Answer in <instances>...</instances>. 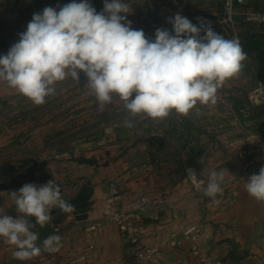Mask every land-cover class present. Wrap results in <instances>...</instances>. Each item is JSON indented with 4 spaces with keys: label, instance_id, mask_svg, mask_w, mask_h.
<instances>
[{
    "label": "crops",
    "instance_id": "obj_1",
    "mask_svg": "<svg viewBox=\"0 0 264 264\" xmlns=\"http://www.w3.org/2000/svg\"><path fill=\"white\" fill-rule=\"evenodd\" d=\"M160 1L125 0L131 9L127 18L132 22V28L142 29L145 36L153 40L158 28L173 31L168 21L164 25L160 22ZM200 1L203 3L198 11L174 10L171 17L180 13L194 25L200 12L209 20L221 17L222 8L217 5L221 0ZM71 2L7 0L0 4L3 7L1 18L5 25L26 31L34 13H40L49 6L59 10L58 6ZM262 2L264 0H257L248 5L257 6ZM89 3L97 13L103 10V0H89ZM237 22L241 29L239 36L247 31L257 35V31H260L255 26L245 24L240 17H237ZM213 30L226 39L233 38L224 30L216 27ZM260 32L264 34V29ZM257 53L256 49L250 58L243 61L244 67L237 77L225 82L218 91L219 98L215 105L198 104L187 116L173 112L160 122L139 115L132 120L122 104H116L122 114L121 124L125 119L132 120L134 124L135 144L131 145L130 136L101 139L94 148L99 146L108 150L109 154L102 167L99 162L87 165L75 161L77 158L98 161L92 152L72 157V175L65 174L57 164L53 165L46 159L39 160L47 163L54 180L67 195L75 196L83 185L93 187V195L84 220L76 221L70 214L63 222V225L72 222L73 226L58 234L62 244L60 251L47 253L41 246V255L28 260L26 264H132L134 247L115 224L102 218L100 212V203L106 198L109 181L113 179L120 184L121 198L117 209L126 210L142 197H147L152 203L141 216L144 245L154 244L160 237L181 226L196 224L206 237L200 243L201 253L220 258L224 264H260L264 259V202L255 200L247 193L245 185L249 177L242 172L247 162L264 166V104L252 105L246 100L247 92L260 79ZM236 101L239 102L237 105ZM83 114L79 113L73 123V133L81 137H74L73 144L79 146L91 144L95 132H90V128L106 125V121L100 118L92 121L84 118ZM84 130H89L86 138L83 136ZM114 149H118V153L111 151ZM66 156L64 151H57L52 159L55 162ZM187 169L197 173L198 180L202 182L200 187H194ZM211 169L224 172V181L221 182L223 192L215 198L204 194L208 182L206 173ZM12 191L18 189L0 191V207L8 202L6 214L15 218L18 213L12 205L9 194ZM153 215L158 218L154 219ZM89 245L93 246L92 251H87ZM13 247L0 239V264H5L8 250ZM191 248L189 241L177 247L163 248L159 264H199ZM82 253H89V256L84 261H76Z\"/></svg>",
    "mask_w": 264,
    "mask_h": 264
},
{
    "label": "clouds",
    "instance_id": "obj_2",
    "mask_svg": "<svg viewBox=\"0 0 264 264\" xmlns=\"http://www.w3.org/2000/svg\"><path fill=\"white\" fill-rule=\"evenodd\" d=\"M103 3L99 13L89 0L34 13L18 42L0 55V83L42 105L55 95L57 82L69 77L79 81L83 72L100 111L119 102L133 118L160 122L173 112L187 116L198 104L215 105L218 91L244 67L247 54L239 39L216 33L211 21L197 17V26L176 13L168 18L173 31L158 28L153 40L142 29L132 28L125 0ZM124 126L134 124L125 119ZM186 171L193 183L200 182L193 169ZM206 174L204 194L215 198L223 192L224 172L211 169ZM245 187L251 197L264 202V167ZM9 194L18 215L6 214L8 202L0 207V239L14 246L9 249L12 258L28 261L42 251L36 244L39 233L30 229L47 225L53 209L70 213L75 206L63 198L56 180L26 183ZM29 217H35V224ZM42 246L44 252L57 253L61 237L49 235Z\"/></svg>",
    "mask_w": 264,
    "mask_h": 264
},
{
    "label": "rangeland",
    "instance_id": "obj_3",
    "mask_svg": "<svg viewBox=\"0 0 264 264\" xmlns=\"http://www.w3.org/2000/svg\"><path fill=\"white\" fill-rule=\"evenodd\" d=\"M7 0H0V4ZM200 0H161L159 6L160 22L165 24L171 12L197 10L202 7ZM217 5L222 8V1ZM4 6V5H3ZM189 10V11H190ZM3 7L0 5V55H5L10 47L18 42L19 34L25 31L9 27L3 23ZM187 14V13H186ZM196 17H204L200 12ZM197 21V19H196ZM197 26H199L196 23ZM258 35L261 34L257 31ZM203 35V34H202ZM241 45L245 42L240 41ZM87 77L80 73V80L74 81L70 77L55 85V95L47 97L42 105L33 104L28 98L18 94L14 89L0 83V184H8L19 174L23 173L27 166L35 161L47 160L53 165H58L65 174H73L74 166L72 157L82 153H94L99 164L104 165L108 150L94 148L97 142L103 138L111 139L130 136L131 145L134 146L136 133L133 128H125L121 124L119 102L99 110L98 103L89 89L85 86ZM86 108V110H85ZM85 110L83 112L82 110ZM81 110V111H80ZM79 113H84V118L92 121L100 118L106 121V125L99 128H90L94 131L90 145L79 146L73 144L77 133H73V123ZM82 115V114H81ZM132 120L135 119L131 117ZM91 126H94L91 124ZM83 136L86 138L87 131ZM83 137V138H84ZM70 143V144H69ZM82 148H90L89 151H81ZM57 151H64L67 156L55 161L52 159ZM118 153V149H114ZM96 152H98L96 154Z\"/></svg>",
    "mask_w": 264,
    "mask_h": 264
},
{
    "label": "built area",
    "instance_id": "obj_4",
    "mask_svg": "<svg viewBox=\"0 0 264 264\" xmlns=\"http://www.w3.org/2000/svg\"><path fill=\"white\" fill-rule=\"evenodd\" d=\"M221 1L222 11L220 18L214 20H209L206 17L201 18L211 21L213 27L230 33L233 38H239V33H241L237 17H240L245 24L259 28L260 31L264 29V2L254 6L248 5V3L257 0ZM196 23L199 25L198 20ZM246 100L252 105L264 104V81H256L254 87L247 92ZM240 157L242 158L243 155H240ZM261 167L264 166H256L251 162H247L243 165L242 172L245 177H250L252 174H259ZM200 182L193 183L194 187H200L202 185ZM120 198V184L116 179H113L109 181L106 198L100 203V212L102 218L106 222L115 224L121 234L134 247L132 264H159V256L163 248L177 247L184 241L192 243L191 253L198 259L199 264H224L220 258L201 253L200 243L206 237L196 224L181 226L178 230L171 231L160 237L154 244L144 245L142 243L143 226L141 224V216L152 204L151 201L147 197H142L129 205L126 210H120L116 208ZM153 218L157 219L158 217L153 215ZM92 250L93 246L89 245L87 251ZM88 256L89 253H82L76 261H84ZM260 264H264V259L261 260Z\"/></svg>",
    "mask_w": 264,
    "mask_h": 264
},
{
    "label": "water",
    "instance_id": "obj_5",
    "mask_svg": "<svg viewBox=\"0 0 264 264\" xmlns=\"http://www.w3.org/2000/svg\"><path fill=\"white\" fill-rule=\"evenodd\" d=\"M244 39L245 43L241 46L244 52L247 54L246 58H250L258 47H264V37L258 36L253 32H245ZM238 103V101L235 102L236 105ZM75 161L77 163L87 165H95L97 162L92 158H77ZM48 180H54V178L50 168L47 166V163L45 161L34 162L32 165L26 168L25 172L17 176V178L11 180L10 183L0 184V191L11 189L19 190L26 183L42 185ZM61 190L63 198L75 206V212L62 213L60 209H53L50 213L52 219L49 221V223H51V225L48 223L42 228L39 225H36L34 229H30L31 231L39 233L38 239L36 241L37 246H42L44 239L49 235L59 234L71 228L73 226L72 222L67 225H63V222L70 214L75 217L76 221L84 220L87 217L86 215L89 210V202L93 195V187L89 185H83L75 196H69L63 191L62 188ZM28 219L31 223L35 224V217H29ZM36 258L37 257H34L33 259ZM26 263L27 261H21L12 258L11 250H8V254L5 257V264Z\"/></svg>",
    "mask_w": 264,
    "mask_h": 264
},
{
    "label": "trees",
    "instance_id": "obj_6",
    "mask_svg": "<svg viewBox=\"0 0 264 264\" xmlns=\"http://www.w3.org/2000/svg\"><path fill=\"white\" fill-rule=\"evenodd\" d=\"M258 35V34H257ZM258 36L264 37V34H259ZM240 41L245 42L244 35L240 34L239 38ZM257 61H258V74H259V80L264 81V47H258L257 48Z\"/></svg>",
    "mask_w": 264,
    "mask_h": 264
}]
</instances>
